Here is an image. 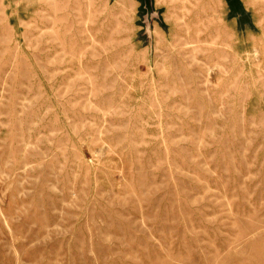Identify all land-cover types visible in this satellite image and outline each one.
<instances>
[{"label":"rangeland","instance_id":"1","mask_svg":"<svg viewBox=\"0 0 264 264\" xmlns=\"http://www.w3.org/2000/svg\"><path fill=\"white\" fill-rule=\"evenodd\" d=\"M0 264H264V0H0Z\"/></svg>","mask_w":264,"mask_h":264},{"label":"water","instance_id":"2","mask_svg":"<svg viewBox=\"0 0 264 264\" xmlns=\"http://www.w3.org/2000/svg\"><path fill=\"white\" fill-rule=\"evenodd\" d=\"M146 6L149 7V0H145Z\"/></svg>","mask_w":264,"mask_h":264}]
</instances>
